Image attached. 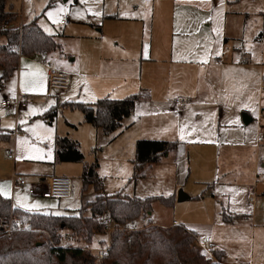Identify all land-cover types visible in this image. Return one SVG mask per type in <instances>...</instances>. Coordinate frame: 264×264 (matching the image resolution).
<instances>
[{"label": "rangeland", "instance_id": "obj_1", "mask_svg": "<svg viewBox=\"0 0 264 264\" xmlns=\"http://www.w3.org/2000/svg\"><path fill=\"white\" fill-rule=\"evenodd\" d=\"M9 3L18 13L21 24L26 25L37 19L38 26L44 32L56 37L60 49L54 51L50 59L57 68L69 75L70 81L69 90L56 91L48 96L42 86V73L35 65L28 64L19 72H24L21 91L26 96L28 107L15 114L6 111L1 105L3 98L17 97L19 75L7 85L5 92L11 93L9 96L7 93H0V129L6 132L20 129L24 133V136H12L10 141L0 142V183L4 189L11 190L16 201L27 207L28 212L55 216L78 215L82 206L94 201L99 194L93 188L83 192V164L67 165L59 162L55 140L57 136H67L80 142L85 163L98 165V173L104 183L102 195L121 194L141 199L174 197L172 207L160 201L153 202L149 210L152 214L150 223H143V219H140L130 229L147 225L167 227L174 221L186 228H193V223H204L198 218V207L203 205L191 198L184 202L178 200L180 192L189 196L186 189L193 191L190 172L195 157L194 148H201L194 145L193 141L202 139L200 130L219 128L220 110L209 104L224 102L233 111L240 106L245 90L238 86L234 94L221 95L213 100L196 101L193 98L186 110L181 112L175 101L179 97L188 100L189 95L181 85L171 82L172 75H165L163 68L156 66L149 71V76L160 77L159 84L152 86V90L142 86V91H137L141 94V100L136 107V129L113 144L121 129L113 135H105L90 125H84L81 111H71L62 106L69 102L88 104L102 99L99 98L101 94L98 87L109 74L100 64L98 52L116 57L126 54L117 49L125 47L122 43L134 42L138 49L145 45L144 55H148L152 34L150 29L142 28L145 25L136 21L135 16L145 11L144 9L151 13L155 0H9ZM66 17L68 23L63 27L60 22ZM13 25V22L8 23V28H14ZM250 49V53L257 57L260 52L264 53V43L261 51L256 46ZM238 72V69L234 70V74ZM256 73L258 72L252 70V74ZM161 75L165 77L162 78ZM258 96L256 92L253 104L258 103ZM52 107H58V115L55 122L50 124L48 114ZM252 112L256 115L255 109ZM198 132L199 136L196 135ZM139 140L178 142L180 149L161 164L147 167L140 177L132 179L134 174L130 160L135 158L136 142ZM176 154H180L181 158ZM9 155L12 159H9ZM236 162L233 161L231 165L236 167ZM242 170H248V165ZM15 175L29 176L31 182L34 181V176L67 177L72 182V197L64 201L38 199L29 195L26 189L16 187ZM204 181L211 183L213 180ZM37 232L38 240L48 241L54 248L80 247L93 254L94 249L103 248L109 243L112 247V234L108 233L96 235L93 242L87 244L72 233L62 231L58 233L60 241L57 244L47 232ZM195 245L201 249L197 240ZM212 255L211 258L215 260L214 253Z\"/></svg>", "mask_w": 264, "mask_h": 264}, {"label": "crops", "instance_id": "obj_2", "mask_svg": "<svg viewBox=\"0 0 264 264\" xmlns=\"http://www.w3.org/2000/svg\"><path fill=\"white\" fill-rule=\"evenodd\" d=\"M6 10L16 16L14 27L23 25L9 0H6ZM144 10L135 18L145 25L143 29H150L152 34L148 55H144L145 45L138 49L134 42L122 43L125 47L117 49L126 54L116 57L98 52L100 64L109 74L98 87L101 94L99 98L122 100L140 94L137 91H142V86L152 90V86L160 82V77L149 76V71L156 66L162 67L165 75H172L171 82L184 88L183 91L190 98L187 105L193 98L196 101L213 100L221 95L234 94L238 86L245 90L240 106L233 111L224 102L208 103L219 108L220 125L218 129L200 130L202 139L193 141L194 145L201 148H194L195 157L190 172L193 191L186 189L190 196L187 195V200L191 198L203 205L198 207V218L204 223H193V228L187 229L192 230L198 239L209 237L213 253L224 252V264H264V180L261 177L264 175V122L259 120L260 111L264 110V53L260 52L257 57L250 53V48L254 46L261 51L264 43V0H155L151 13ZM5 42L6 39L0 37V45ZM51 54L44 58L50 59ZM43 56L22 57L19 70L0 93H7V85L19 75L17 96L23 94L21 88L24 72H19L28 64L35 65L42 73V86L46 88L47 72L41 65ZM50 61L53 62L52 59ZM237 69L240 72L234 74ZM252 70L258 73L252 74ZM165 75H161L162 78ZM256 92L259 94L258 103L253 104ZM186 106L180 111H185ZM55 108L58 110V107H52L51 110ZM254 109L256 115L252 112ZM136 116L135 109L133 115L123 122L127 124H123L113 144L136 129ZM83 124L90 125L84 122V116ZM199 132L196 135L199 136ZM2 135H8L6 141H10L12 136L20 137L24 133L20 129L16 132L0 129ZM179 149L178 145L155 165L161 164ZM176 156L181 158L180 154ZM133 160L130 162L134 174ZM233 161H237L236 167L231 165ZM246 165L248 170H242ZM204 180L213 181L209 183ZM0 194L11 198L15 207H23L21 209L28 211L27 207L16 201L11 190L4 189L2 183ZM151 220L152 214L149 213L146 223Z\"/></svg>", "mask_w": 264, "mask_h": 264}, {"label": "trees", "instance_id": "obj_3", "mask_svg": "<svg viewBox=\"0 0 264 264\" xmlns=\"http://www.w3.org/2000/svg\"><path fill=\"white\" fill-rule=\"evenodd\" d=\"M14 20L16 16L6 10V0H0V37L6 39L0 45V90L17 73L22 57L49 55L60 49L56 37L44 32L36 21L8 28V23ZM140 100L141 94H136L122 100L104 98L94 104L69 102L62 107L81 111L85 123L105 135H113L133 115ZM57 115L55 108L48 117L52 122ZM8 139V135L0 136V142ZM177 147V142L137 141L132 179L140 177L146 167L160 163ZM56 153L61 163L84 164L81 176L83 192L93 188L99 195L94 201L84 204L78 215L55 216L25 211L0 194V264H224V252H215L213 260L196 247V234L182 225L129 228L140 219L148 218L155 201L172 207L175 202L173 196L145 199L121 194L104 196L101 194L104 183L99 176L98 165L85 163L79 142L59 137L56 139ZM104 218L110 219L116 229L112 233L109 256L102 261L80 247L54 248L50 242L38 240L37 231H44L59 244L58 233L68 231L91 244L96 235L107 233L103 226ZM11 222L31 229H16L8 235L4 229Z\"/></svg>", "mask_w": 264, "mask_h": 264}, {"label": "built area", "instance_id": "obj_4", "mask_svg": "<svg viewBox=\"0 0 264 264\" xmlns=\"http://www.w3.org/2000/svg\"><path fill=\"white\" fill-rule=\"evenodd\" d=\"M68 23V17L64 18L61 21L62 25ZM6 26L3 27V29ZM41 65L47 72V84H46V94L52 96L56 91H67L69 90V75L60 70L55 66V64L49 59L43 58L41 60ZM262 90L264 91V82L262 84ZM26 96L24 94H19L16 98H7L2 100V107L12 113H19V111L24 110L28 107L26 103ZM176 106L180 110H184L187 105V100L183 97H179L175 101ZM259 120L264 122V110L260 111ZM9 159H12V156L9 155ZM264 180V175L261 176ZM16 187L24 188L27 190V193L33 197H40L46 200H55V201H64L70 200L72 197V182L67 177H40L35 176L34 181L31 182L28 176L24 175H15ZM143 223H146V219L142 220ZM180 225L177 221L174 222V226ZM103 226L108 234H112L116 229L114 223L108 219H103ZM31 229L29 226L26 228L22 225L15 224L11 222L6 226L4 232L10 235L16 229ZM201 250L208 256H213V247L211 245V239L209 237H204L197 240ZM111 250V243L107 244L103 248L94 249L93 255L98 261H102L109 256Z\"/></svg>", "mask_w": 264, "mask_h": 264}, {"label": "water", "instance_id": "obj_5", "mask_svg": "<svg viewBox=\"0 0 264 264\" xmlns=\"http://www.w3.org/2000/svg\"><path fill=\"white\" fill-rule=\"evenodd\" d=\"M187 199H188L187 194H185V193H183V192H180V194H179V198H178L179 202H184V201H186Z\"/></svg>", "mask_w": 264, "mask_h": 264}]
</instances>
